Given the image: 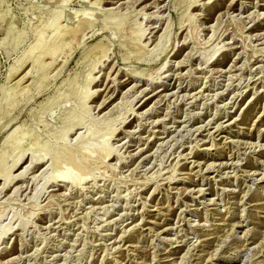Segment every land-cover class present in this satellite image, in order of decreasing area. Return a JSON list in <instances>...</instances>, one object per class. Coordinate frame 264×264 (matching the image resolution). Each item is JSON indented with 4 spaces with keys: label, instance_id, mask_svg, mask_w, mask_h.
Returning a JSON list of instances; mask_svg holds the SVG:
<instances>
[{
    "label": "rangeland",
    "instance_id": "374dc122",
    "mask_svg": "<svg viewBox=\"0 0 264 264\" xmlns=\"http://www.w3.org/2000/svg\"><path fill=\"white\" fill-rule=\"evenodd\" d=\"M263 18L264 0H0V264H264Z\"/></svg>",
    "mask_w": 264,
    "mask_h": 264
},
{
    "label": "bare ground",
    "instance_id": "6f19581e",
    "mask_svg": "<svg viewBox=\"0 0 264 264\" xmlns=\"http://www.w3.org/2000/svg\"><path fill=\"white\" fill-rule=\"evenodd\" d=\"M100 1V0H99ZM196 2H198V1H196ZM65 3V2H64ZM63 4V3H62ZM192 4V3H191ZM190 4V5H191ZM195 4V3H194ZM193 5V4H192ZM147 7V6H146ZM76 13V12H75ZM78 13H81V12H78ZM77 13V14H78ZM262 15V14H261ZM80 16V15H79ZM91 16V15H90ZM78 16H76V18H77ZM106 17V16H105ZM73 18V17H72ZM73 19H75V18H73ZM264 19V18H263ZM50 21V20H49ZM43 22H45V21H43ZM42 22V23H43ZM75 22V21H74ZM91 19H87V18H82L81 19V23H80V27H78L77 28V30L78 31H83L84 29H86L90 24H91ZM50 23V22H49ZM60 23V22H59ZM73 23V22H72ZM94 23V22H93ZM119 23V22H118ZM117 23V24H118ZM88 24V25H87ZM120 25L122 24V23H119ZM56 25V24H55ZM72 25V24H71ZM74 26V25H73ZM45 27H47V26H45ZM61 27H62V25H61ZM59 28V27H58ZM84 28V29H83ZM145 28H142V31H141V39H142V37L145 35V31H147V30H144ZM12 31V30H11ZM56 31V30H55ZM54 31V32H55ZM9 32V31H8ZM57 32V31H56ZM42 33V32H41ZM40 33V34H41ZM61 33V32H60ZM63 33V32H62ZM84 34H85V32H83ZM17 35V34H16ZM19 35V34H18ZM56 35V34H55ZM76 35V34H75ZM41 36H43L42 34H41ZM18 37V36H17ZM76 37V36H75ZM6 38V37H5ZM59 38V37H58ZM57 39V38H56ZM62 40V39H61ZM54 41H56V40H54ZM63 41H64V38H63ZM68 41V40H67ZM67 41H65L64 43H66V44H68L67 43ZM58 42V41H57ZM60 42V41H59ZM70 42V41H69ZM54 43V42H53ZM63 45V44H62ZM50 47V46H49ZM48 52H49V49H48ZM37 54V53H36ZM103 54V53H102ZM41 54H39L38 56H40ZM106 55V54H105ZM45 56V55H44ZM227 57V56H226ZM225 56H224V59L226 58ZM33 58H35V57H33ZM35 59H37V58H35ZM35 59H34V61H35ZM41 59H42V57H41ZM102 59H103V57H102ZM39 60V59H38ZM97 60V59H96ZM38 62V61H37ZM221 62V61H220ZM35 63V62H34ZM95 63H97L96 61H95ZM179 63V62H178ZM222 63V62H221ZM224 63V62H223ZM98 64V63H97ZM97 64H96V66H97ZM218 64V63H217ZM95 65V64H94ZM93 68V67H92ZM94 69H95V67H94ZM92 71V70H91ZM92 73V72H91ZM27 74H28V72H26L25 74H24V76H22L21 78H20V80H19V82H22L23 81V79L27 76ZM90 74V73H89ZM97 77V76H96ZM96 77L95 76H93L92 74L90 75V79H89V82H87L88 84H87V88H86V92H81V93H86L84 96H85V102L84 103H86L92 96H93V93H96L95 91L94 92H91V84L95 81V79H96ZM136 80H140V78L141 77H139V76H135L134 77ZM143 79V78H142ZM88 80V79H87ZM116 81V80H115ZM115 84V83H114ZM165 86H167V84H164ZM18 86H19V84H18ZM116 86V85H115ZM133 86H136V85H133ZM83 87V86H82ZM118 87V86H117ZM15 88V87H14ZM165 88H169V87H165ZM83 89V88H82ZM11 90V89H10ZM6 93V92H5ZM11 94V93H10ZM16 94V93H15ZM81 95V94H80ZM159 95V94H158ZM5 96V95H4ZM10 96V95H9ZM11 96H12V94H11ZM7 97V96H6ZM154 97V96H153ZM9 98V97H8ZM12 98V97H11ZM112 98V97H111ZM115 99V98H114ZM104 101V100H103ZM107 101V100H106ZM104 102V103H107V102ZM148 100H145V102H144V104L147 102ZM143 105V104H142ZM85 106V105H84ZM99 106H101V104L99 105ZM102 107H103V105H102ZM106 108V107H105ZM135 112V111H134ZM75 125V124H74ZM73 125V126H74ZM72 126V127H73ZM75 127V126H74ZM73 127V128H74ZM28 128V127H27ZM73 128H70V129H73ZM24 130H25V128H24ZM23 130V131H24ZM115 130H117V128L116 129H114V131H112V132H110L109 134H110V137L111 136H113L114 135V132H115ZM68 131H70V130H68ZM27 132H29V130H27ZM19 133V132H18ZM29 134V133H28ZM67 133H65V135H66ZM64 135V134H63ZM14 136V135H13ZM19 136H17V138H18ZM64 137V136H63ZM15 139H13V141H14ZM36 140V139H35ZM17 141H18V139H17ZM16 141V142H17ZM109 141V140H108ZM107 141V142H108ZM107 144V143H106ZM9 145H13V142H12V144H9ZM35 145H36V142H35ZM87 146V145H86ZM86 146H84L85 148H88V147H86ZM10 147V146H9ZM28 147V146H27ZM33 147V146H32ZM84 148V149H85ZM31 149V148H30ZM29 149V150H30ZM113 148L111 147H109V149H107V151L105 152L106 154H105V157L107 158L108 156H111V154H112V152H114V150H112ZM48 150V149H47ZM83 150V149H82ZM85 150H89V149H85ZM16 151V150H15ZM49 151V150H48ZM47 151V152H48ZM78 151V150H77ZM76 151V152H77ZM70 152H73L74 154H75V151H70ZM84 153V152H83ZM61 155V154H60ZM87 155V154H86ZM23 156H20V157H18L16 160H15V162L13 163V168H15V166H17V164H18V162L19 161H21V158H22ZM44 157V156H43ZM42 157V158H43ZM75 158H73V157H71V160L74 162V160L76 159V154H75V156H74ZM58 158V157H57ZM77 158H79V157H77ZM33 159V161H34V158H32ZM54 159H56V158H54ZM3 160V159H2ZM2 160H0V161H2ZM40 160V159H39ZM43 160V159H42ZM58 159H56V161H57ZM68 160V159H67ZM88 160V159H87ZM37 161V160H36ZM76 161H77V159H76ZM86 161V160H85ZM41 162H36V164H40ZM56 164H57V162H55ZM65 163H67V162H65ZM70 163V162H69ZM1 164V163H0ZM80 164V163H79ZM58 165H60V164H58ZM81 165V164H80ZM5 167L7 166V165H4ZM3 166V167H4ZM69 166V165H68ZM82 166V165H81ZM0 167H2L1 165H0ZM11 167H12V165H11ZM213 167V166H212ZM13 168H11V170H13ZM65 169V168H64ZM11 170H10V172H11ZM6 171V170H5ZM9 172V175L12 173H10ZM39 172V171H38ZM3 173V171H1L0 172V174H2ZM21 174H22V172H21ZM6 175V174H5ZM18 175V174H17ZM25 175V174H24ZM2 176V175H1ZM3 176H4V174H3ZM11 176V175H10ZM19 176V175H18ZM7 177V176H6ZM60 178H62L61 180H63V182L65 181V182H71L72 183V181L74 180V182H76L77 183V181H76V178H77V176L76 175H74L73 174V172H70V170L69 171H64L63 173H61L60 174V176H59ZM58 177V178H59ZM78 179V178H77ZM69 180V181H68ZM78 180H80L79 181V183L83 180V178L81 179H78ZM12 181V180H11ZM4 184H7V182L6 183H4ZM10 184V183H9ZM7 186H8V184H7ZM5 187V186H4ZM202 190V189H201ZM2 192V191H1Z\"/></svg>",
    "mask_w": 264,
    "mask_h": 264
}]
</instances>
